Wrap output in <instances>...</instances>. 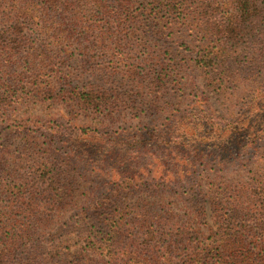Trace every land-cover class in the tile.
<instances>
[{"label": "trees", "instance_id": "obj_1", "mask_svg": "<svg viewBox=\"0 0 264 264\" xmlns=\"http://www.w3.org/2000/svg\"><path fill=\"white\" fill-rule=\"evenodd\" d=\"M178 30L191 33L190 44L196 45L182 44L219 94L244 64L264 72V0H0V78L16 73L13 82L0 79V264H264V172L235 191L229 203L222 193L211 200L214 230L206 244L198 223L186 227L164 196L183 190L181 199L205 222L206 174L194 175L196 162L183 179L142 183L145 193L130 204L132 194H123L122 187L133 177L119 170L103 174L96 162L92 142L102 136L99 131L38 117L7 123L12 104L41 94L63 97L83 113L111 115L125 106L140 118L153 108L169 111L171 93L183 91L182 69L188 64L179 60L186 53L174 47ZM80 32L118 33L125 43L104 46L106 51L139 42L144 55L125 59L126 78L112 83L89 80L80 87L65 77L42 80L39 72L51 63L46 46L53 50L52 39ZM43 37L49 44L45 39L36 47ZM59 53H65V65L71 55L66 48ZM103 68L96 64L93 70ZM47 135L50 141L40 144ZM104 158L116 159L112 152ZM95 175L98 182L91 179ZM69 210L75 212L68 216ZM58 218L65 219L60 235L65 246L55 244L57 233L45 239ZM69 235L77 242L71 244Z\"/></svg>", "mask_w": 264, "mask_h": 264}, {"label": "rangeland", "instance_id": "obj_2", "mask_svg": "<svg viewBox=\"0 0 264 264\" xmlns=\"http://www.w3.org/2000/svg\"><path fill=\"white\" fill-rule=\"evenodd\" d=\"M28 34L31 37V33ZM121 37L118 33L80 32L74 33L72 39L64 37L58 42L52 39L55 48L52 50L48 45L46 46L51 63L45 70L39 72L41 79L54 82L61 79L60 77H65L80 87L86 85L89 80L108 83L115 82L118 77L124 80L126 78L124 70L127 69L123 64L127 62L125 59L140 58L144 54L137 46L139 42L131 49L127 45L109 51L104 49V46L115 47L116 42L125 43L126 39L124 36L123 39ZM174 37L176 38L174 47L187 55L183 56L180 53V62L186 60L188 64L182 69L185 75L182 79L183 91L181 95L171 93L173 104L165 113L162 110L158 113L157 108H153L152 111H141V117L135 118L130 108L125 106L114 108L111 115H101L96 111L83 113L78 108H74L76 107L74 105L69 107L72 104L62 101L63 97L58 99L41 94L24 99L17 107L12 104L6 118L9 119L7 123L13 122L10 119L25 117L53 119L75 124L74 126L85 125L87 129H92L91 131H99L98 135L102 136L94 140L92 142L94 144L89 142L95 145L98 151L99 157L96 162L105 170L103 174L106 171L119 170L133 177L130 183L133 193L130 192V186L122 187L123 194L128 196L132 194L130 204L145 193L144 190L140 191L142 183L173 182L176 179H183L182 177L191 170L190 163L196 162L193 164L195 166L193 170L198 167L199 170H196L197 173L194 175L198 177L200 171L206 174L205 222L197 219L196 210L191 203L181 199L183 190L177 192L173 188L164 196L166 203L171 202L176 205L174 210L178 218L181 217L183 223H186V227H196L198 223L201 239L209 244L212 241L210 235L214 230L215 221L211 200L218 193H222L224 203H229V198L235 191L254 178L261 177L264 172V72L260 73L261 66L253 69L250 65L244 64L240 66L239 76L231 78L224 89L225 92L219 94L211 81L205 80L192 64L194 56L182 44L186 41L191 48L196 45L190 44L191 33L178 30ZM45 39L46 37L41 41L38 39L36 47L45 44ZM46 43L49 44V38L46 39ZM57 43L59 46H56ZM60 48H66L71 55L65 65L61 60L65 53H59ZM82 50H85V57H82L84 53H81ZM96 64L103 65L102 72L93 70ZM4 78L5 80L10 78L13 82L16 73ZM4 78L2 76L0 79ZM169 118L173 121L168 122ZM156 123H160L163 132L158 131V125L154 126ZM50 137L49 135L43 137L40 144L50 141ZM84 138L83 135L79 140L84 141ZM19 139V137L14 138L16 142H19ZM41 147L49 146L41 145ZM57 147L62 149V146ZM106 152H112L116 159L106 161L104 158ZM135 156L140 160L132 163L131 159ZM91 170L94 174L93 168ZM103 174L100 177H103ZM91 179L99 181L97 175ZM199 190L201 189L198 188L196 191ZM80 191L82 190L79 189ZM47 192L52 194L54 190H47L45 193ZM74 212L69 210L66 215L69 216ZM64 222L65 219L58 218L48 230L45 239L57 233L55 244L60 245L64 240L60 237ZM66 238L70 240L69 242L72 241L71 244L77 240L74 235ZM62 245H67V242L63 241Z\"/></svg>", "mask_w": 264, "mask_h": 264}]
</instances>
